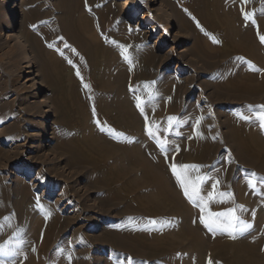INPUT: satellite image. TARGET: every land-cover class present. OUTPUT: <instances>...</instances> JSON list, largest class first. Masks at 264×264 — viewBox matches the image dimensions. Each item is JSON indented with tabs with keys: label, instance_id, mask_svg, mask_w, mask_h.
Masks as SVG:
<instances>
[{
	"label": "rangeland",
	"instance_id": "obj_1",
	"mask_svg": "<svg viewBox=\"0 0 264 264\" xmlns=\"http://www.w3.org/2000/svg\"><path fill=\"white\" fill-rule=\"evenodd\" d=\"M223 3L230 4V0H223ZM237 3L252 19H264L256 15L259 4L264 8L263 1L258 3L257 0H247V3H244L243 0H237ZM75 4H80L77 10L74 9ZM203 9V0H0V199L3 201L2 203L0 201L3 204H0V246L7 247L8 251L16 255L24 252V249L26 250L31 244L37 246L39 236L34 225L35 222L46 219L47 215V219L50 220L48 229L57 232L48 238L45 236V240L50 242H48V251L51 253H56L70 245L85 248L91 255L97 256V264L112 262L163 264L165 262L162 259L141 260L127 253L109 251L96 243L95 239L99 235H106L107 240L112 241L110 232L106 233V229L111 230L119 226L118 230H115L119 233L126 223L135 228L145 227L155 237L159 239L163 237L165 239L163 243H166L168 233L172 235L183 227V223L176 216L159 214L156 217H147L136 207L142 200L141 192L136 188L131 189L124 177L121 178L122 180L118 179L117 187L112 186L114 178L108 180L104 177L105 181L100 168L96 165L98 155H88L81 136L87 133L94 126L93 124L98 125V134L106 136L107 139H112L114 137L112 135H116L120 128L116 127L115 122L114 125L112 122L101 120L104 115L98 109V96L102 93L100 92L102 89L98 88V92L93 89L96 76L93 72L90 52L85 49V45L81 46V37L75 36L70 26L73 15L92 19V29L103 43L106 42L105 44L112 41L110 35L118 32V55L121 53L131 61V63L124 59L119 61L118 73L124 68L121 67L123 61L126 65L136 62V66L127 73L129 80L125 89L122 85L121 89L135 96V107H137V97L140 98L143 114L139 109L137 114L144 120H141L142 128L144 125L146 127V119L147 126L152 127L154 132H156L155 126L161 125L163 121L167 122L164 128L156 132L159 139L167 140V145L170 140L178 141L190 151V147H193L190 135L197 131L196 129H200L203 125L208 126L212 120L217 119L220 125L224 123V129L221 131H228L229 116L237 119L250 117L258 122L256 117L262 111L261 106H264L262 95L258 98L259 102H263L260 106L243 103L235 95L229 99L223 95L227 93L219 84L223 77L232 75L239 66L243 69L246 66L250 69L256 67L246 56L238 54L235 47L228 42L229 33L224 31L219 34L212 30L205 32L201 30L204 21L207 20V17L204 20L200 14ZM164 10L172 16L175 33L181 36L182 41L179 45L177 40L175 43L169 42L165 48H157L156 38L174 39V34L166 36L163 31ZM13 12L16 14L15 33L5 30V19ZM231 19L238 24L248 25L247 29L250 27L251 20H245L242 14H234ZM208 25L211 26V23ZM220 26L222 27L220 31H223L225 28L222 24ZM197 32L200 33L202 46L207 43L205 47L210 55L208 57L204 56L195 45ZM124 39L127 40V44ZM18 41L23 42L30 51L35 69V77L32 81H27L29 75L26 74L21 54L17 49ZM137 48H139L138 52L135 51ZM180 50L183 52L180 53ZM146 53L161 58L168 57L166 62L160 59L157 67L162 71L161 76L166 74L170 77L160 78V75L153 73L151 65L140 62L138 57ZM50 56L56 57L60 62L61 76L64 77L61 83L63 90H60V84L53 80V74L45 69ZM99 61L103 64L100 67L102 73L109 72V65H106L102 58ZM177 64L182 69L175 72ZM77 71L80 73L79 76L76 74ZM36 82L42 85L43 96L49 102L45 107L39 103V97H31ZM109 83L111 81L108 80ZM85 84L89 87L85 88ZM171 85H174L175 98L179 103L182 99L181 95H186L183 104L178 106L179 109L182 107V110L178 109L172 113L159 102L160 99L166 98L164 89ZM156 86L159 90H154ZM68 91L69 94L74 93L77 98L79 97L78 104L81 110H73L76 102L64 101L63 92ZM225 99L230 102L228 105L222 104ZM177 100L168 101V106L171 104V107H174ZM253 100L250 98V101ZM153 101L158 102L155 109L165 110L166 114L161 120H154L146 112L148 105ZM48 111L52 114L45 120ZM110 116L111 121L117 122L120 118V115L110 114ZM169 117L176 118L171 127L168 124ZM97 121H100L99 124ZM45 125L49 128V132L48 135L43 136ZM212 129L211 126L212 133L208 134L210 142L219 143L216 131ZM143 130L139 131V134L147 136L150 142H154L148 131L144 128ZM34 131L42 133V137L32 138L31 134ZM140 136L136 138L141 140L143 137ZM45 142L49 143L47 147H39ZM31 146L33 149L30 148ZM223 153L229 157L233 156L228 154L227 149L223 150ZM114 163L115 159H111L107 169L114 168ZM229 163L230 160L227 161V164ZM218 166L227 167L224 163ZM170 167L171 165L167 164L168 171ZM215 171L214 166H209L206 171V176L212 184L218 180L217 177L214 179ZM236 171L242 172L243 169L238 167ZM242 173H246L250 179L253 176L249 170ZM113 194L116 197L118 195V200L113 198L115 197ZM25 197L27 198L23 202ZM37 200L43 206V210L37 205ZM146 202L144 200V203ZM26 208L35 211L26 214L24 212ZM80 216L81 219L73 225L74 227L69 225L72 219ZM92 218H96L93 223L90 221ZM195 219L193 228L201 233H209L200 223V219L197 217ZM151 221L156 223L152 224ZM247 224L250 225L249 228L242 232L237 231L235 234L238 240L254 234L252 231L254 224L251 222ZM238 226L240 228L243 225ZM61 233L63 237L59 236ZM221 236L229 237L226 233H221ZM61 239L68 243L65 242L64 245L59 243ZM190 241L186 239L185 243ZM59 246L63 247L59 248ZM14 253L9 256H14ZM191 256L192 253L186 252L182 260ZM0 259L4 264L12 260L8 256ZM48 260L46 263L52 264ZM206 260L208 263L209 258Z\"/></svg>",
	"mask_w": 264,
	"mask_h": 264
},
{
	"label": "bare ground",
	"instance_id": "obj_2",
	"mask_svg": "<svg viewBox=\"0 0 264 264\" xmlns=\"http://www.w3.org/2000/svg\"><path fill=\"white\" fill-rule=\"evenodd\" d=\"M257 1L258 3H261V1L264 2V0ZM203 3L204 9L200 14L204 20L207 17V20L204 21L202 26L204 32L212 30L219 34L224 31L229 33L228 42L235 47L238 54L246 56L256 67L255 69H250V67L246 66V68L243 69V67L241 68L239 66L232 75L223 77L219 82L221 87L227 92L223 95H225L226 99L235 95L237 98H240L243 103H251L260 106L263 102H259L258 98L260 95L264 97V43H261L259 36H264V31H262V29H264V19L259 18V20H255V24L249 22L250 27L247 29L246 27H248V25L246 26L244 23L238 24L231 19V16L234 14H242V7L238 6L237 0H230V4H224L223 0H203ZM79 6L80 4H75L74 9L77 10ZM258 10L256 15L264 17V8L262 5L259 4ZM72 17V26H70L72 27V32L75 36L81 37V46L85 45V49H88L90 52L93 72L96 76L93 81V89L95 91H97L98 88L102 89V91L99 90L102 93L98 96V109L104 115L101 120L107 123L112 122L114 125L116 123V127L120 128V130L123 129L122 131L119 130L116 135H112L114 136L112 139H107L106 136L103 137L98 134V125L95 126V124H93L95 127L93 126L87 133L81 136L83 140L82 144L85 146L89 156L94 154L98 155L96 165L100 168L103 179L104 177H107L106 179L108 180L114 178L112 186L117 187L118 179L124 177L128 181V186L131 189L136 188L141 192L142 202L139 201L136 207L147 217H156L159 214L176 216L181 219L183 223L181 229H178L172 235L168 233L170 237L168 236L166 243H163L165 240L163 237L160 239L155 237L149 229L145 227L135 228L126 223L119 233L115 231L118 230V225V227L112 228L111 230L106 229V233L110 232L112 241H108L107 237H105L106 235H99L95 239L97 245L104 248L106 247L109 251L127 253L145 261L162 259L165 261L163 264H186V262H188V264H190V262L194 264H209V262L207 263V258H209V261L211 260L212 264H264V129L260 127V122L250 117L237 119V117L229 116V121L227 122L229 130L222 132L221 129H224V123L222 122L220 125L218 120L215 119L212 120V123L208 126L203 125L201 128L199 126L198 128L200 129H196L197 131H194L192 135H190V139L193 142V147H190V151H187L178 141L172 142L170 140L169 144L166 145V151L162 152L157 146L154 138V142H150L147 136L144 137L142 134H139V131L143 130V128L146 131L147 128L145 125L142 128V121L144 120L137 114L140 109L138 110V108L135 107V96L121 89V85L124 86L123 89H125L126 82L129 80V75L127 73L131 68L136 66V62L126 65L125 61H123L124 64L121 65V67L124 68L118 73L119 61L125 60L124 55L121 53L118 55V32L116 31L114 35H110L112 41L105 44L106 42L103 43L98 37V34L92 29V19L88 20V18L84 19L83 17H75L74 15ZM162 19L164 22L163 31H165L166 36L174 34V39L156 38L155 46L157 48H165L169 42L175 43L177 40V44L179 45L182 41L181 36L175 33L176 28L174 27L172 16L167 10L163 11ZM5 20V30L15 33L16 14L13 12ZM208 23H211V26H209ZM219 23L225 28L224 30L222 29L223 31H220L222 27H219ZM236 37L240 40H237L238 38ZM122 40L123 39H120V41ZM195 43V45L199 47V51L204 53V56L208 57L209 53L206 52L207 43L202 46L199 32H197V40ZM125 44H127V40ZM210 47L213 46L210 45ZM17 49L21 54L26 74L29 75L27 81H32L35 77V69L30 51L28 47L20 41H18ZM138 49L139 48L135 49V51L138 52ZM179 52L181 53L183 51L180 50ZM100 58H102L106 65H109V72L102 73L100 70V67L103 66L99 61ZM138 59L140 62L142 61L151 65L153 73L159 76L162 71L157 67L158 61L161 59L162 62H166L169 58L166 56L161 58L146 53L144 55L141 54ZM47 61L48 64L45 65V69L53 74V80L58 85L60 84L61 89L58 88L63 90L61 83L64 81V77L61 76L62 72L59 60L56 57L50 56ZM247 67L249 68L248 70ZM181 69L179 64H177L175 72ZM162 77L167 78L170 76L166 74L163 76L160 75V78ZM108 80L111 81V83L108 84ZM154 90H159V87L156 86ZM164 91L166 93V98L160 99L159 102L169 110L170 113L178 111V106L183 104V99L186 98V95H181L182 99L179 103V100L175 98L176 91L174 85L166 87ZM69 92L70 91L67 93L63 92L64 101L71 100L74 103L76 102L73 110H81V106L78 104L79 97L77 98L76 94H69ZM31 97H39V103L44 107L49 103L43 96V88L39 82L33 85ZM250 98L252 100L254 98V100L250 101ZM226 99L222 102L223 105H228L230 103ZM173 100H177V104H175L174 107H171V104L168 106L167 102H173ZM94 101L96 102V100ZM156 106H158V102L153 101L148 105L146 112L154 120H161L166 114L164 113L165 110L155 109ZM179 110H182V107ZM51 114L52 113L48 111L44 119L47 120ZM110 114L120 115V118L118 120L116 119L117 122L114 120L111 121ZM86 120L88 121V119H85V121ZM166 125L167 122L163 121L161 125L155 126L154 129L156 131L157 128L161 129ZM211 126L216 131L219 143L212 144L210 142L208 134L212 133L210 130ZM48 132L49 128L45 125L43 136L48 135ZM137 135H141L140 137L143 138L139 140L136 138L139 137ZM31 137L38 139L42 137V133L34 131ZM46 142L42 143L39 147H47L49 143ZM154 146H156V148ZM30 148L33 149V146ZM225 149H227L228 154L233 155L235 158L233 159V156L229 157V155H224L223 150ZM210 152L213 153L211 154ZM21 153L24 154V152ZM209 158L210 161H208ZM111 159H115L114 168L107 169V164ZM228 160H230L229 164H227ZM222 162L226 164L227 167L222 168L218 166L223 164ZM167 164L199 166L198 170H189L188 175L193 181H195L197 177L204 178L203 182L200 184L201 197L207 200L208 194L212 193L213 199L207 200V211L227 213L234 209L235 215L239 220L254 224V229L252 230L254 234L252 233L253 235L238 240L236 237L234 239L231 237H223L221 236V232H209L207 234L203 232V234L193 228V222L196 220L195 218L197 217L200 219L202 215L199 202L193 204L185 197L180 184L171 171V167L170 171H168L169 168H167ZM209 166H214L216 168L213 176L214 179L217 177L218 180H216L214 184H212L206 176V171ZM238 167H241L243 171L249 170L251 175L253 174L252 178L250 179V177L246 175L248 172H237L238 170L236 171V169H238ZM125 175H128V177ZM250 181L252 182L251 184L249 183ZM27 197L23 199V202H25ZM113 198L118 200V195ZM144 200L147 202L144 203ZM221 200L225 202H219ZM58 201L59 200H57V202ZM2 202L3 201H1V203ZM20 205H22V203H20ZM34 211L33 209L26 208L24 212L27 214L33 213ZM79 219H81V216L77 219H72L69 225L73 226ZM48 221L50 220L46 218L35 222L34 227L38 233L39 237H37L40 244L38 243L37 246H32L31 244L26 250L24 249V252L17 254H20L19 258H17L16 253L13 252L16 256L8 257L12 260H17H11V262H7V264H47L46 262L48 259L52 264H97V256L91 255L85 248L69 245L56 253L49 252L48 248L50 242L47 239L45 240V236L48 238L49 236L55 235L57 232L55 233L54 230L48 229ZM90 221L93 223L96 221V218H92ZM59 236L63 237V233ZM54 238L55 237H53V239ZM186 239H190L191 241L185 243ZM59 241V243L63 245L66 242L62 239ZM61 247L63 246H59V248ZM186 252L192 253V256L187 259L183 258L182 260V256ZM206 255L208 256L207 258ZM109 264H114V262Z\"/></svg>",
	"mask_w": 264,
	"mask_h": 264
},
{
	"label": "snow or ice",
	"instance_id": "obj_3",
	"mask_svg": "<svg viewBox=\"0 0 264 264\" xmlns=\"http://www.w3.org/2000/svg\"><path fill=\"white\" fill-rule=\"evenodd\" d=\"M244 3H247V0H243ZM242 15L244 16L245 20H251L253 24H255V20L251 18L248 13H245L242 9ZM199 26V25H198ZM203 31V29H201ZM207 34V33H206ZM259 35V33H258ZM261 43H264V36H259ZM215 42V40H214ZM51 47V45H49ZM129 63L131 61L127 56L124 57ZM77 76L80 73L77 71ZM85 88L89 86L87 84L84 85ZM137 108L140 109L141 114H143V107L140 103V98L137 97ZM262 111L258 114L257 119L260 121V127L264 129V106H261ZM93 115H95V109L93 108ZM175 117H169L168 124L169 127L172 126L173 121H175ZM99 124V121H97ZM146 128L148 134L151 138L156 140L157 146L160 148L162 152L166 151L167 140L161 141L159 137L156 135V132L159 131V128L156 129V132L152 130V127L147 126V119H146ZM199 166L196 165H171V171L173 175L176 177L177 182L180 184L185 197L192 202L193 204H197L199 202V207L202 215L200 216V223L204 225V227L209 232H221L226 233L229 237L235 238V234L237 231H244L245 229L249 228L250 225L239 220V218L235 215V210H230L227 213H215L207 211L208 203L207 200L213 199L212 193L208 194L207 200L204 197L200 196V184L203 182V177H197L195 181L191 180L188 172L189 170H198ZM218 183V182H217ZM252 183L251 181L249 182ZM254 187V185H253ZM225 202V201H219ZM37 205L43 210V206L39 204V200H37ZM47 218V215H46ZM150 223L155 224L156 221H151ZM239 225H243L242 227L238 228ZM13 253L8 251L5 246H0V257H5L12 255ZM0 264H4V261L0 259ZM209 264H212L211 260Z\"/></svg>",
	"mask_w": 264,
	"mask_h": 264
}]
</instances>
